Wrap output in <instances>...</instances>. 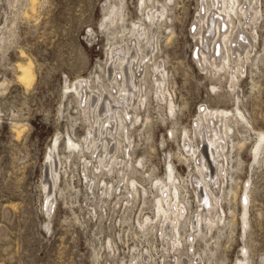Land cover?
I'll return each instance as SVG.
<instances>
[{"label":"rangeland","instance_id":"rangeland-1","mask_svg":"<svg viewBox=\"0 0 264 264\" xmlns=\"http://www.w3.org/2000/svg\"><path fill=\"white\" fill-rule=\"evenodd\" d=\"M201 1L0 0V264H134L135 257L138 264H169L176 256L199 258L201 264H264V0L254 53L233 92L227 74H206L195 64L193 35L198 32L193 27ZM205 2L211 6V0ZM113 7L119 20L109 23ZM160 7L165 19L155 58L168 73L166 87L175 109L170 114L156 99L153 76H147V104L138 113L132 157L139 170L137 184L148 196L128 208L114 197L100 203L98 193L90 204L82 171L83 159L90 156L67 146L69 139L82 146L88 116L68 88L79 78L95 81L96 87L98 80L100 86L110 84L112 48L128 46L134 28L147 25V11ZM27 60L34 72L31 87L17 79L16 65ZM201 105L233 113L238 109L247 123H232L227 139L220 202L225 218L181 257L172 250L163 252L161 237H143L138 222L152 217L150 192L168 177L169 169L189 213L194 210L196 169L181 139L186 133L192 137ZM56 140V183L51 187L56 202L49 213L44 184L51 181L45 176L47 157ZM209 167L214 170L212 161ZM116 180L109 174L102 178L108 187Z\"/></svg>","mask_w":264,"mask_h":264},{"label":"bare ground","instance_id":"bare-ground-1","mask_svg":"<svg viewBox=\"0 0 264 264\" xmlns=\"http://www.w3.org/2000/svg\"><path fill=\"white\" fill-rule=\"evenodd\" d=\"M211 1V6L208 7L205 0L201 1L199 16L194 23L193 31L198 32V35H193L197 44L195 64L206 74L210 71L213 74H227L231 80L228 88L233 92L239 76L245 72V64L251 60L250 56L254 53L256 25L261 15L260 0H242L244 3L239 0ZM117 13L118 8H111L107 19L109 23H116ZM146 18L149 27H135V33H132L134 35L128 46L112 48L108 74L110 84L102 83L100 86L101 82L98 80L96 87L95 81L92 83L88 78H79L68 88L76 94L79 107L84 115L88 116L86 119L89 129L86 137H83L82 146L79 147L70 139L67 146L70 145L68 147L72 152L78 151L84 155L85 150L90 156L88 160L83 159L82 170L90 204L92 200L97 199L98 193L100 203L114 197L125 201L128 208L133 207L137 198L145 200L148 196V191L137 184L135 177L139 170L136 169V162H133L132 157V137L137 130L138 113L140 108L147 104V91L144 87L147 76H153L152 87L156 99L167 106L170 114L175 109L166 87L168 73L164 64L161 65L155 58L157 34L162 18L165 19V11L161 7L157 10L149 9ZM16 69L18 81L22 85H29L34 78L31 62L27 60L25 63H18ZM166 92L169 93L170 99L166 97ZM197 114L191 134L195 146L191 144L192 137L187 133L181 139L189 161L196 169L193 174L194 182L192 180V186L195 185L193 192L196 195L194 210L190 208L189 213L176 177L172 169H169L168 177L158 181L154 185V192H150L154 199L152 217L144 216L138 222V232L143 237L147 238L152 234L161 237L163 245L166 243L163 252L169 254L172 250L181 257L190 251L193 252L194 241L197 238L205 239L211 229L217 227L225 218L220 202L225 191L223 176L226 175L228 166L229 154L226 156V153L230 141L228 143L227 139L233 131L232 123L235 126L247 123L245 116L238 109L233 113L201 105ZM57 141L47 157L45 176H50L51 181L46 180L48 185L44 184V190L49 213L53 211L56 202L51 187L56 183L54 176L57 173ZM200 144H205V148L202 149ZM210 161L215 167L213 171L209 167ZM108 174L117 178L116 185L108 187V184L102 181ZM248 205L249 199L246 195L242 204L244 211L248 209ZM243 223L245 227L248 225L246 217ZM144 259L149 258L145 256ZM198 260L199 258L193 260L187 256L185 261L176 256L169 264H201ZM132 261L138 264L136 257Z\"/></svg>","mask_w":264,"mask_h":264}]
</instances>
